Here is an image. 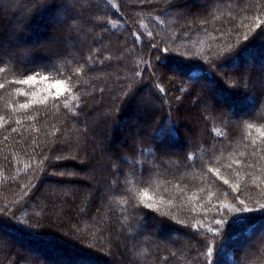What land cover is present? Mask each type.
Returning <instances> with one entry per match:
<instances>
[{
	"label": "trees",
	"instance_id": "16d2710c",
	"mask_svg": "<svg viewBox=\"0 0 264 264\" xmlns=\"http://www.w3.org/2000/svg\"><path fill=\"white\" fill-rule=\"evenodd\" d=\"M112 261L264 264V0H0V264Z\"/></svg>",
	"mask_w": 264,
	"mask_h": 264
},
{
	"label": "rangeland",
	"instance_id": "374dc122",
	"mask_svg": "<svg viewBox=\"0 0 264 264\" xmlns=\"http://www.w3.org/2000/svg\"><path fill=\"white\" fill-rule=\"evenodd\" d=\"M49 89H51V90H53L54 91V93L55 94H59V93H61V92H63L62 90H63V85L62 84H60V83H57V84H50L49 86ZM96 253V252H95ZM102 255V254H101ZM67 261V260H66ZM69 262H71V263H74V262H77L76 260L74 261V260H69ZM111 263V262H110ZM112 263H114L115 264V262H113L112 261ZM92 264H94V263H92ZM101 264V263H100Z\"/></svg>",
	"mask_w": 264,
	"mask_h": 264
},
{
	"label": "snow or ice",
	"instance_id": "6c2138e0",
	"mask_svg": "<svg viewBox=\"0 0 264 264\" xmlns=\"http://www.w3.org/2000/svg\"><path fill=\"white\" fill-rule=\"evenodd\" d=\"M44 78L47 79V77H44ZM33 79H35L34 76L29 77V80H33ZM29 80H22V81H20V83L27 84V83L29 82ZM58 83H59V82H58ZM225 183H227V181H225ZM217 223L219 224L220 221H217Z\"/></svg>",
	"mask_w": 264,
	"mask_h": 264
}]
</instances>
